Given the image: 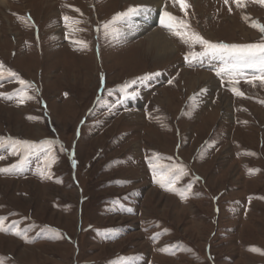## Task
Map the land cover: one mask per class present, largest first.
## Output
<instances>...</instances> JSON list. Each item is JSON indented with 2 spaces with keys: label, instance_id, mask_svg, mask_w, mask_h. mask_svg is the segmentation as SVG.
I'll use <instances>...</instances> for the list:
<instances>
[{
  "label": "rangeland",
  "instance_id": "obj_1",
  "mask_svg": "<svg viewBox=\"0 0 264 264\" xmlns=\"http://www.w3.org/2000/svg\"><path fill=\"white\" fill-rule=\"evenodd\" d=\"M183 2L0 0V264H264L261 70L160 24L255 44L264 4Z\"/></svg>",
  "mask_w": 264,
  "mask_h": 264
},
{
  "label": "snow or ice",
  "instance_id": "obj_2",
  "mask_svg": "<svg viewBox=\"0 0 264 264\" xmlns=\"http://www.w3.org/2000/svg\"><path fill=\"white\" fill-rule=\"evenodd\" d=\"M175 2H179L181 8L183 9L185 7L183 0H174ZM229 0H225V3L227 4ZM233 2L236 4L237 7H244L245 4L243 3V0H233ZM258 2L264 4V0H258ZM78 11V9H77ZM142 11H148L147 8H140V7H130L126 12L118 13L115 17H113V21H110L106 23L103 27L105 28V34H109V30L111 31V34L118 35V29L110 28V26L117 21L121 20H127L131 18L132 16H135L139 14ZM30 19V18H29ZM65 21L68 22L72 20V18L65 16ZM73 24H79L80 21L72 20ZM160 24L161 26L169 29L170 31H173V33L177 36H180L181 39L184 40L185 43H188L189 41H192L194 43H201L204 45V51L196 53L192 52L189 55H191L193 58L196 57H203L206 55H227L230 56L233 59V64L231 67L233 68H239V67H248V68H255L258 67L261 70L262 75L259 77H253V80L259 79L261 83H264V37L261 38V41L259 43L255 44H247V45H228V44H214L209 41H206L203 39V37H200L198 34H192L191 36H186V33L182 32L180 28L184 27L183 21H178V18L173 16L167 11H164L161 13L160 16ZM253 27L258 28V30L261 33H264V25L259 24L258 22H253ZM73 31H79V29L73 28ZM79 43H83L82 41ZM5 75V72L3 70V66L0 65V77H3ZM8 75H15V73L8 72ZM141 80L147 79V77L140 78ZM252 80H249V83H251ZM20 83L26 84L25 81L21 80ZM135 83V81H133ZM127 85H125V88ZM233 91L236 92L237 95H243V93L239 92L238 89L233 88ZM31 98V97H27ZM23 102V97L21 99V103ZM50 143V142H49ZM2 159V157H0ZM0 171H7V169H0ZM5 230L3 227V218H0V231ZM258 250V249H253Z\"/></svg>",
  "mask_w": 264,
  "mask_h": 264
},
{
  "label": "bare ground",
  "instance_id": "obj_3",
  "mask_svg": "<svg viewBox=\"0 0 264 264\" xmlns=\"http://www.w3.org/2000/svg\"><path fill=\"white\" fill-rule=\"evenodd\" d=\"M158 16L152 12V15H142L138 17L135 21L136 28L139 27L149 28L150 24H155L157 22ZM154 21V22H153ZM147 32V31H146ZM147 42H148V50H154L158 56H164L170 53L173 50V45L168 40L167 34L160 33L158 30L156 32H147ZM155 54V55H156ZM171 55V53H170Z\"/></svg>",
  "mask_w": 264,
  "mask_h": 264
}]
</instances>
